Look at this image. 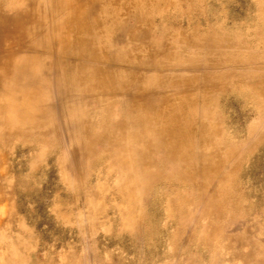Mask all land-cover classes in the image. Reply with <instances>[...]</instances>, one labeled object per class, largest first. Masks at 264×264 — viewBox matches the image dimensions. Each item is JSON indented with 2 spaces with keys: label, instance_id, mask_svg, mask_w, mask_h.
<instances>
[{
  "label": "rangeland",
  "instance_id": "374dc122",
  "mask_svg": "<svg viewBox=\"0 0 264 264\" xmlns=\"http://www.w3.org/2000/svg\"><path fill=\"white\" fill-rule=\"evenodd\" d=\"M0 264H264V0H0Z\"/></svg>",
  "mask_w": 264,
  "mask_h": 264
},
{
  "label": "bare ground",
  "instance_id": "6f19581e",
  "mask_svg": "<svg viewBox=\"0 0 264 264\" xmlns=\"http://www.w3.org/2000/svg\"><path fill=\"white\" fill-rule=\"evenodd\" d=\"M110 32V31H109ZM92 45V44H91ZM91 47H93V46H91ZM18 55V54H17ZM162 56V55H161ZM20 58H22V56L20 57ZM19 59V58H18ZM13 64V66H14V68L16 69V70H20L21 69V67H22V63H21V61H20V59L18 60V62H14V63H12ZM26 67V66H25ZM33 67H35V65L34 64H31L30 63V67H29V70L31 71V69H33ZM14 69V70H15ZM17 75V74H16ZM3 82H5L6 83V81L4 80ZM30 93H31V98H37L36 97V93H34V92H32V91H30ZM132 113V112H131ZM154 117V116H153ZM131 123H132V121L134 122V123H136L137 124V126L138 125H140V126H142V128L143 129H147V125H148V120L146 119V118H143V117H141V116H138V117H136V118H132L131 117V114H129L127 117H126ZM150 119V118H149ZM151 120H152V118H151ZM129 122V123H130ZM166 129V128H165ZM130 130H131V134H135L133 131H132V129H131V127H130ZM136 132H138V131H136ZM164 131H159L158 133L156 132V135L157 134H161V133H163ZM138 134H140V133H138ZM159 138H161V135H160V137ZM144 144V143H143Z\"/></svg>",
  "mask_w": 264,
  "mask_h": 264
}]
</instances>
